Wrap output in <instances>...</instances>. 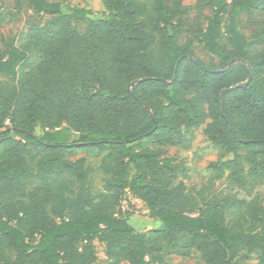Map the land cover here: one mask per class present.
<instances>
[{"label": "trees", "instance_id": "trees-1", "mask_svg": "<svg viewBox=\"0 0 264 264\" xmlns=\"http://www.w3.org/2000/svg\"><path fill=\"white\" fill-rule=\"evenodd\" d=\"M26 1L48 19L0 49V264H92L94 241L113 264H165L193 251L205 264L248 255L264 264V30L252 53L238 29L243 12L263 23L264 0L207 1L212 15L192 38L218 67L196 58L191 38L179 45L182 0H101L99 19ZM30 56L38 61L24 69ZM63 125L79 139L55 131ZM201 126L232 156L207 166L208 185L228 192L189 190L182 164L139 146L182 147ZM82 152L100 156L98 192L86 157L69 159ZM126 196L144 205L152 229L118 210Z\"/></svg>", "mask_w": 264, "mask_h": 264}, {"label": "rangeland", "instance_id": "rangeland-1", "mask_svg": "<svg viewBox=\"0 0 264 264\" xmlns=\"http://www.w3.org/2000/svg\"><path fill=\"white\" fill-rule=\"evenodd\" d=\"M52 2H62L65 5L81 8L90 11L94 19H99L105 12L101 0H50ZM208 0H182V6L185 8V14L179 20L177 25L178 43L182 45L186 39L191 38L192 48L198 58L205 66L213 64L218 67L219 60L209 55L202 45L193 39V33L205 27V17L212 15V10L206 6ZM0 14L5 17L4 23L0 26V49L4 50L6 43L18 45L20 43V35L28 28L43 25L48 17L35 15L29 7L26 0H0ZM256 18V17H255ZM255 18L248 12H243L238 18V29L240 34L253 44L252 53L261 49L260 41L263 38L264 18L260 25L255 24ZM74 28L82 31L83 23H74ZM38 61L37 56H30L24 63V69H28ZM204 126L190 130L186 134V141L182 147H159L153 140H143L140 142V147L161 148L163 157L171 159L175 163H180L183 166L185 176L183 182L189 190L199 189L202 186H207L209 194H218L228 192L227 186L223 182H216L213 185H208L207 181L210 172L207 169L209 163L224 161L232 156L227 154L221 147L211 143L203 132ZM64 130L65 135L70 141H77L80 134L68 130L66 125L55 131ZM37 136H41L40 130L36 132ZM28 149L32 147L27 145ZM80 157H86L88 164L93 169L90 174V187L93 192L102 190V175L98 170L100 156L92 154L79 153L70 160H76ZM264 180V176L262 177ZM264 204V193L258 191ZM118 210L122 213H131L129 221L138 229L148 231L152 229L156 222L148 217V212L144 205L130 196H126L121 202ZM96 260L92 264H113L108 261L104 255V244L98 241L93 242ZM119 264H128L121 262ZM165 264H205L200 255L193 251L188 258H177L169 256ZM239 264H255V256L248 255L246 259L240 260Z\"/></svg>", "mask_w": 264, "mask_h": 264}, {"label": "water", "instance_id": "water-1", "mask_svg": "<svg viewBox=\"0 0 264 264\" xmlns=\"http://www.w3.org/2000/svg\"><path fill=\"white\" fill-rule=\"evenodd\" d=\"M190 59L192 60V61H194L195 63H197L194 59H192L191 57H190ZM232 62H236V59H234V60H232V61H230L226 66H229ZM198 64V63H197ZM226 66H224L223 68H222V70L226 67ZM202 69H205V67H203L202 65L200 66ZM214 72H216V71H214ZM132 85H134V83H131V84H129L128 86H127V89L130 91V89H131V86ZM228 91V90H227ZM227 91H222V93H221V97L223 96V94L225 93V92H227Z\"/></svg>", "mask_w": 264, "mask_h": 264}, {"label": "crops", "instance_id": "crops-1", "mask_svg": "<svg viewBox=\"0 0 264 264\" xmlns=\"http://www.w3.org/2000/svg\"><path fill=\"white\" fill-rule=\"evenodd\" d=\"M136 200V199H135Z\"/></svg>", "mask_w": 264, "mask_h": 264}]
</instances>
